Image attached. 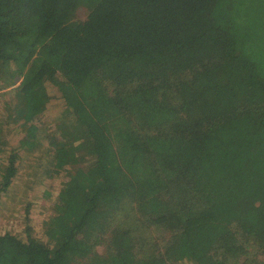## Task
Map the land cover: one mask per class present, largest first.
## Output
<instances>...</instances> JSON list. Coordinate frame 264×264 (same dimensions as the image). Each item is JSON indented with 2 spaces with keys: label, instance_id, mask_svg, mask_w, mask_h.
Returning a JSON list of instances; mask_svg holds the SVG:
<instances>
[{
  "label": "trees",
  "instance_id": "trees-1",
  "mask_svg": "<svg viewBox=\"0 0 264 264\" xmlns=\"http://www.w3.org/2000/svg\"><path fill=\"white\" fill-rule=\"evenodd\" d=\"M10 88L0 264H264V0H0ZM61 180L46 239L28 195Z\"/></svg>",
  "mask_w": 264,
  "mask_h": 264
},
{
  "label": "rangeland",
  "instance_id": "rangeland-1",
  "mask_svg": "<svg viewBox=\"0 0 264 264\" xmlns=\"http://www.w3.org/2000/svg\"><path fill=\"white\" fill-rule=\"evenodd\" d=\"M7 52L12 56H16V55L20 56L22 60H24L25 57L27 56V53L24 50H22L21 48L14 47V46L9 47ZM21 59H20V62H21ZM47 60L55 62L57 60V57L53 58V55L50 56V54L46 52V49L44 47H39L37 49V54L35 55L30 66L28 67V70H31L35 67H39L42 64V62L47 61ZM20 84L21 82L17 84V86ZM17 86L13 88H17ZM13 88H10L7 90H0V113L4 110V106L6 102H8L10 99L8 92L11 91ZM43 90H44V86L42 85L35 88L33 96H32L33 99L37 97L36 100L32 101L33 102L32 108L34 110H37L38 113L44 111L43 101L45 98L42 99L41 97V92ZM56 99L57 98L55 96L51 97V100H52L51 103L47 107L45 113L39 116L38 122H44L47 118H49L50 115L54 114L57 111L58 107H61L60 103L56 102ZM51 106H55L56 108L52 110ZM15 132L16 130L14 131V134ZM7 159L8 157H4L2 164L6 163ZM111 166L114 168L112 175L116 179L124 181L125 180L124 175L122 174V172L119 171L117 167L118 164L112 163ZM63 182L64 181L62 180L59 182H55V183L46 182L44 184L39 185L35 189L34 192L28 195V197L32 195L29 199L30 203L32 204L31 206L32 207L31 212H32V217H33L32 226L35 229V232L38 235L43 236L44 238H46L44 235L45 224L52 222L51 219L53 217V214L50 208L51 206H53L55 202H57V199L60 196L59 191L60 189H62L64 185ZM17 193H18V196H21L22 188L17 190ZM114 211H115V207L113 206H107L105 204L98 205L94 207L93 211L90 213V221L92 224L96 223L97 225V222L99 221H106L108 217L114 213ZM59 222L60 224L61 223L63 224V223H66L67 221L61 222L60 220ZM73 222H74V219L68 223V226L72 225ZM51 224H54V222ZM22 227H23L22 220L18 219L16 217V214L12 211V203L7 202L6 204L0 205V232L2 233L17 232V231L19 232L22 229ZM53 228L55 229L54 233L58 237L60 236L61 232L63 233L61 226H57V227L53 226Z\"/></svg>",
  "mask_w": 264,
  "mask_h": 264
}]
</instances>
